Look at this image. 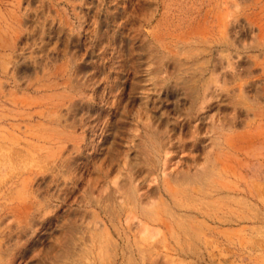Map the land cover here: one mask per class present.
<instances>
[{
	"label": "rangeland",
	"instance_id": "1",
	"mask_svg": "<svg viewBox=\"0 0 264 264\" xmlns=\"http://www.w3.org/2000/svg\"><path fill=\"white\" fill-rule=\"evenodd\" d=\"M0 264H264V0H0Z\"/></svg>",
	"mask_w": 264,
	"mask_h": 264
}]
</instances>
